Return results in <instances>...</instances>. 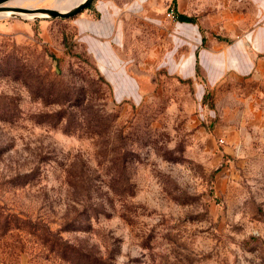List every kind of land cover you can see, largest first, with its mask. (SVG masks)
<instances>
[{
  "label": "rangeland",
  "instance_id": "rangeland-1",
  "mask_svg": "<svg viewBox=\"0 0 264 264\" xmlns=\"http://www.w3.org/2000/svg\"><path fill=\"white\" fill-rule=\"evenodd\" d=\"M72 19L0 18V264H264V79L199 98L134 20L121 102Z\"/></svg>",
  "mask_w": 264,
  "mask_h": 264
},
{
  "label": "crops",
  "instance_id": "crops-1",
  "mask_svg": "<svg viewBox=\"0 0 264 264\" xmlns=\"http://www.w3.org/2000/svg\"><path fill=\"white\" fill-rule=\"evenodd\" d=\"M94 0L72 19L78 42L121 102L142 99V77L126 52V26L162 30L158 65L190 80L202 98L227 77L264 79V0ZM174 12V21L165 12Z\"/></svg>",
  "mask_w": 264,
  "mask_h": 264
},
{
  "label": "water",
  "instance_id": "water-1",
  "mask_svg": "<svg viewBox=\"0 0 264 264\" xmlns=\"http://www.w3.org/2000/svg\"><path fill=\"white\" fill-rule=\"evenodd\" d=\"M14 0H0V18L10 17L32 20H67L72 19L89 8L93 0H81L70 9L16 7L10 3Z\"/></svg>",
  "mask_w": 264,
  "mask_h": 264
},
{
  "label": "bare ground",
  "instance_id": "bare-ground-1",
  "mask_svg": "<svg viewBox=\"0 0 264 264\" xmlns=\"http://www.w3.org/2000/svg\"><path fill=\"white\" fill-rule=\"evenodd\" d=\"M27 1H32V0H14L10 3L11 6H14L12 4H15L16 7H21L19 5H21L24 2ZM81 0H55V3H57L58 6H56L57 9L60 10H66V9H70L71 7H73L74 5H76L78 2H80Z\"/></svg>",
  "mask_w": 264,
  "mask_h": 264
},
{
  "label": "trees",
  "instance_id": "trees-1",
  "mask_svg": "<svg viewBox=\"0 0 264 264\" xmlns=\"http://www.w3.org/2000/svg\"><path fill=\"white\" fill-rule=\"evenodd\" d=\"M172 6H175V0H173V2H172Z\"/></svg>",
  "mask_w": 264,
  "mask_h": 264
},
{
  "label": "built area",
  "instance_id": "built-area-1",
  "mask_svg": "<svg viewBox=\"0 0 264 264\" xmlns=\"http://www.w3.org/2000/svg\"><path fill=\"white\" fill-rule=\"evenodd\" d=\"M171 15L174 16V12L173 11H171ZM169 16H170V14H169Z\"/></svg>",
  "mask_w": 264,
  "mask_h": 264
}]
</instances>
